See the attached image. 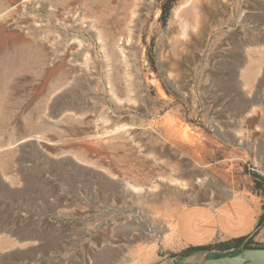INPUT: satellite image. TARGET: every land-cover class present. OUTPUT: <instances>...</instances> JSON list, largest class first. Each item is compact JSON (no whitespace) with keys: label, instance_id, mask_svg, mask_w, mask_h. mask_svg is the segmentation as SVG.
Listing matches in <instances>:
<instances>
[{"label":"rangeland","instance_id":"374dc122","mask_svg":"<svg viewBox=\"0 0 264 264\" xmlns=\"http://www.w3.org/2000/svg\"><path fill=\"white\" fill-rule=\"evenodd\" d=\"M166 1L0 0V264L194 261L184 207L264 202V0Z\"/></svg>","mask_w":264,"mask_h":264},{"label":"crops","instance_id":"0c3cea01","mask_svg":"<svg viewBox=\"0 0 264 264\" xmlns=\"http://www.w3.org/2000/svg\"><path fill=\"white\" fill-rule=\"evenodd\" d=\"M264 202L259 196L236 195L219 203H194L184 207L176 220V234L184 248L246 237L264 246V222L259 224ZM194 261L207 252L191 254Z\"/></svg>","mask_w":264,"mask_h":264},{"label":"trees","instance_id":"16d2710c","mask_svg":"<svg viewBox=\"0 0 264 264\" xmlns=\"http://www.w3.org/2000/svg\"><path fill=\"white\" fill-rule=\"evenodd\" d=\"M176 0H167L165 5L163 6V16L165 18L168 17L172 3ZM255 181H256V188L262 190L264 194V177L261 175L255 174L253 175ZM264 209V205H263ZM264 222V211L261 216V219L259 221V224H262ZM263 246L258 243H255L252 239L246 238V237H240V238H234L226 241H220L209 245H203V246H190L184 249V251L181 254H175L176 256L181 255L183 257H189L194 252H218L217 255H210L211 256H218L222 254H235L241 251L242 249L249 248V247H259Z\"/></svg>","mask_w":264,"mask_h":264},{"label":"water","instance_id":"95a60500","mask_svg":"<svg viewBox=\"0 0 264 264\" xmlns=\"http://www.w3.org/2000/svg\"><path fill=\"white\" fill-rule=\"evenodd\" d=\"M173 264H264V246L249 247L235 254L206 257L201 261H180Z\"/></svg>","mask_w":264,"mask_h":264}]
</instances>
